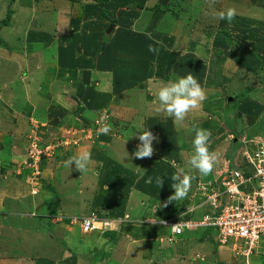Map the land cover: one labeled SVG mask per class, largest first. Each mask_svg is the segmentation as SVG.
<instances>
[{"label": "rangeland", "instance_id": "374dc122", "mask_svg": "<svg viewBox=\"0 0 264 264\" xmlns=\"http://www.w3.org/2000/svg\"><path fill=\"white\" fill-rule=\"evenodd\" d=\"M117 1L119 3L134 1V3L129 7L115 11L118 22L114 26L110 38H107L109 22L103 19L102 10L114 11L116 4L113 1L105 3L99 0H34V4L37 2L36 6L29 11L27 7H24L26 0H23L24 4L22 1L20 3L16 1L15 4L13 0H0V264H101V260L98 259V255L95 253L97 246L90 248L93 249L90 250L93 253H91V256L84 254L86 258H82V260L77 258L79 255L76 254V249H73L74 246L69 245L77 244L79 240L82 242L85 237L84 234L87 233L82 232L80 225L73 222V219L65 218L54 220L51 223L48 222V218H46L48 217L46 215L48 206L51 204L53 209L56 210L61 208L63 212L58 213L68 217L79 219L99 215L102 218L107 215L106 218H110L114 222L118 220V218H113L111 210L100 207L101 197L107 188L115 191L116 186H118L128 194L129 187L125 183L119 184V186L115 182L111 184L112 186L107 187V185L104 186V182L101 183V180L105 178H123L126 177V172L121 167H116L118 169L116 170L113 167L114 164L110 165L109 174L104 172L106 161L102 152H99L101 144L108 143L118 136L123 137V131L131 133L133 130L142 133L149 130L153 135H156L157 128H162L161 134L163 135L164 130H168L172 123L166 119L164 121H158L159 118L155 120L148 119L144 127H142L143 124L141 126L140 122L139 128L137 123L134 125L123 120L120 112L116 113L114 111L115 108L109 102L105 93L112 98L121 92L120 89L125 90L126 87L140 86L141 82L138 78L143 76L153 77L152 71L154 68H158L159 61L166 55V52L160 49L168 44L166 42L171 44V41L162 38L163 35L170 39L174 38V46L176 47L174 50L179 51L180 62L191 66V70L196 74H193V76L197 80L202 78L203 82L204 78L213 75V68L216 64L226 70L245 66L242 62L243 50L253 48L258 44V41H254V37L251 38L252 35L245 37L243 33H240L232 22L229 23L227 20H219L214 17V13L223 11L220 5L228 0H216L215 4L211 5L209 0ZM136 3L143 8H140ZM13 9L19 12L17 18L16 15L13 17V24L16 23L17 25L8 27L7 24L10 23ZM26 12L27 14H25ZM31 16H35V18L41 16V22L44 24L47 23L48 18L52 19V16L59 18L55 26L53 23L47 25L50 31L55 33L54 43L58 47L57 51H82V57L87 63L81 61L80 69L77 67L74 72L73 67H69V60L62 62L63 59L58 60L56 57L49 61L50 67L56 63L54 68L57 70L60 66V68L68 69L72 73L73 78H75L74 81L77 82H75V85L71 84L69 86L70 93H75L72 87L77 86L80 82L81 78L78 72L81 71V73H85L81 75L83 81L85 75L87 81H91L89 89L91 95L98 96L102 93L105 94L104 99H99L94 105L89 100V95H85V92L81 95L78 93L79 99L68 100L69 106L67 107H70V109L61 108L59 104L52 105L53 103L50 104L47 101L34 107L31 106L32 103L24 105L25 103H21L20 100H15L25 97V92L18 86L14 89L16 87L14 82L16 81L13 80L12 73L9 74V69L5 64L7 60L2 58L1 51L11 52L13 45H22ZM149 33L152 39H149ZM8 37H11L12 42ZM157 41L159 43H156ZM63 43L64 47H61ZM149 45H153L158 51L150 52ZM171 49H173V46ZM172 51H170V54ZM159 53L158 61L157 55ZM172 56L173 54L169 57L172 58ZM40 58L38 56L37 60L35 59L36 67H39ZM64 63L68 65L65 66ZM160 64L159 70L162 72L159 75L160 80L168 81L167 72H165L167 68H163L168 66V61L165 64L164 62ZM6 69H8V75ZM95 69L100 71L96 75H90L91 71ZM75 75L78 79L74 77ZM233 77L227 92L230 96V102L234 101L236 97H239L240 100L247 92H243V89L237 87V96L232 94L231 87L235 89L240 84L239 79H237L238 76L235 74ZM244 77L245 75H243ZM6 79H9V81ZM141 80H145L144 77ZM244 80L247 84L252 83L250 79L244 78ZM158 90L157 88L156 92ZM112 91L113 93H111ZM12 92L16 95L15 99L10 98ZM140 93L142 96H138V98L143 96L148 98L149 96L145 92L140 91ZM239 100L236 102H239ZM151 106L150 109H154L152 113L160 112L159 108H153L154 105ZM238 106L234 102L231 104L226 103L223 107L217 109L218 113L216 112V114L223 117L222 120L226 119V121L223 120L222 124L234 130L233 134L238 139L236 142H230L231 145L228 148L230 153L233 154L232 159H230L231 169L238 168L244 162L243 151L247 147H251L250 150L252 151L255 149L254 145H257L258 141L254 139L264 138V117L250 125L251 131L245 132L244 129H240L243 127L242 121H237L239 117L237 116ZM74 107L77 108L78 113H73L72 108ZM127 107L130 108L131 106ZM139 108L141 109V106ZM136 109H138L137 106ZM35 111H37L36 116L34 115ZM104 113L110 115L108 125L111 126V131L107 135L94 134L93 132H96L94 129L98 127L93 125V122ZM90 124L91 126H89ZM81 130H85L84 135L81 134ZM34 135L39 138L41 143L44 142V145L45 143L60 145L54 149L49 158L43 160V165L42 162L38 165L40 171L35 172V175H41V178L37 180L39 183L31 182V170H27L28 167L24 165V161L27 160V150L31 146V136ZM124 135L128 137L126 133ZM180 138L183 141L186 139L185 144H177L176 147L189 151V153H184V155L178 153L162 155L158 152L161 154V158H158L155 153L151 158H133L132 153L135 148L125 149L127 145L117 139L109 146L110 157L112 158L115 153L114 162L122 165L127 170V175L132 173L135 176L145 173L147 176L153 175L151 178L154 181L158 176L164 179L162 188H159L153 181L150 182L149 179L142 180V182L141 180L137 181L138 187H141L139 189L141 196H138V198H142V206L140 207V212L143 211L142 216L149 212L152 214L153 209L168 210L175 216L195 206L194 211L199 209L196 213L184 215L186 217L196 216L198 219H194V221H200L205 213L211 212L206 202L205 193L212 186L211 181L216 182L221 178L219 177L220 162L216 160L213 171L207 176H202L198 170L192 168L188 163L190 157L194 154L193 137H188L185 133ZM72 140L77 141V145L72 144ZM227 140L231 141L230 137ZM66 141H70L72 145H65ZM72 150L77 152V155L80 151V153L85 151L91 153V160L85 172L80 173L75 170V164L72 166L66 164V161L73 157ZM221 156L224 157L222 153ZM236 158H239V165L235 164ZM100 165H103V167ZM98 166L100 169L96 171L95 167ZM178 169H183L184 173L193 177L187 197L158 209L160 203L163 205L168 197L173 194L174 190L171 188V184L174 181L171 180V177ZM89 173H93L94 176ZM42 180L43 183H41ZM64 183H67V186H64ZM199 183L205 185L203 189ZM207 183L209 184L207 185ZM40 185L43 188H39ZM34 188L36 189L35 194H33ZM56 192L58 195H56ZM135 192L137 191L135 190ZM120 195L123 196L122 193ZM118 204L122 207V202ZM35 210L45 216L39 217L37 213V217H35ZM105 210L108 212L105 213ZM136 220L137 218H133L134 222ZM152 220L151 225L157 224L154 219ZM125 221L127 220L123 219V222ZM138 223L135 222L134 224L138 225ZM118 224L121 223L116 221L114 228L110 227L103 231H95L100 234L97 236L92 235L90 240L95 244L97 241L99 245L104 234L108 233L107 236L110 239L113 238L114 232L120 230ZM159 225L167 227L171 231L169 226ZM152 227L158 228L159 226ZM143 229L142 226L139 231L142 232ZM112 230L114 232H111ZM143 231L147 232L146 229ZM195 231L196 233H203L198 236L194 235V245L192 246L187 242L188 237L186 234L181 237L182 240L173 241V243L168 240L164 243L152 241L151 243H154L152 245L153 253L158 254L155 264L162 263V261H164L163 264H175L177 259L182 261L181 264H247L240 256L233 254L231 244L227 247H219L220 244L216 240L215 231L210 230L208 237L204 234V231H208L206 228L201 227ZM127 233L128 231L125 229L118 235L126 241L125 236ZM157 236V233L153 232L149 235L152 238ZM201 239H208L211 243L192 251ZM51 248H56L55 254L54 249L51 250ZM249 264H264V242L258 246Z\"/></svg>", "mask_w": 264, "mask_h": 264}, {"label": "crops", "instance_id": "0c3cea01", "mask_svg": "<svg viewBox=\"0 0 264 264\" xmlns=\"http://www.w3.org/2000/svg\"><path fill=\"white\" fill-rule=\"evenodd\" d=\"M16 4V1L24 4L23 0H13ZM37 3V2H36ZM36 3L34 4V0H26V5L24 7H27L30 11L32 7L36 6ZM4 6V4H2ZM223 11H227L229 8H233L236 10V16L233 19L232 23L235 24V26L238 28L240 33H243L245 37H249V35H252V37L255 38V42L258 41V44L255 47H250L245 50H243V64L245 66H239L238 68H232L230 69H223L220 67V65L216 64V66L213 68V75L207 76V78H204V82L198 78V82L200 83L201 87L205 91L206 94V100L202 102V106L197 109H193L189 111V113L186 115L185 119L182 122L174 123L173 118L168 117L164 112H153V108H159V102L158 99H156L157 95V88L164 86L169 81H175L180 77H184L185 75L191 74L193 75L194 72L191 70V66H187L185 63L180 62V56H178L179 51L174 50L176 47L174 46V38L172 39L168 38L167 36H162V38H166L167 40L171 41V44L169 42H166L168 44H165L162 46V49L164 52H166V55L164 58H162L159 61V55H157V59L160 63L165 64L166 61H168V66H164L163 68H167L165 72H167L168 81H162L160 80V74H162L161 70H159L156 66L154 68V72L152 71L153 77L143 76L144 73H142L143 77L138 78V80L141 82L140 86L138 87H126L125 90L120 89L121 92L114 95L112 98L106 94L107 99L109 102H111L112 106L115 108L114 111L116 113L119 111L120 114L123 116V120L132 123L135 125L137 123V127L140 128V122L141 126L144 127L146 121L149 120H155L158 119V121H164L166 119L167 121H170L171 127L168 130H164L163 135L161 134L162 128H157V131L155 132L158 139L153 142L154 146V153L158 155V158H161V154H176L184 155V153H189V151L183 150L180 147H176L177 144L182 145L185 144L186 139L183 141L180 136L187 133L188 137H195V131L193 129V125L198 126L199 128L206 129L211 132V137L208 141V147L210 152H214L217 154V161L220 162V172L219 177L227 170L231 169V160L232 155L229 151V146L231 145L230 142H236L238 141L237 136L233 134L232 129L229 127H226V125L222 124L226 119L222 120V116L220 114H216L217 109L220 107H223L226 103H236L238 104V112L237 121H242L243 127L240 129H244L245 132L251 131L250 125H253L254 123L258 122V120L262 117H264V0H228L227 2L223 3L222 5ZM5 7V6H4ZM121 9V8H120ZM145 9V7H144ZM36 10V9H35ZM119 10V9H118ZM27 14V12L25 13ZM16 18L19 15L18 10L13 9L12 17L10 18V23L7 24L9 27H13V25H17L16 23L13 24V17ZM52 15V14H51ZM38 17V16H37ZM35 18V16H31L28 22V29L25 32L24 35V41L22 42V45L11 47V52L3 50L1 51L3 54V57L5 60H7L6 66L8 69L7 71L12 73L13 80L16 82V87H20L22 91L25 92V97H22V99H15L16 95L12 92L10 95V98H14L15 100H20V102L25 103L24 105H27L26 103H32L34 107H37L38 105L42 104L43 102L47 101L50 102V104H59L61 105V108L66 107V109H70L69 101L68 100H77L79 99L78 93L89 95V100L92 101L94 105H96L97 101L99 99H104V95L100 93V95H91L90 84L91 81H87L86 75L83 77L85 78L84 81L82 79V74H85L84 72L80 73V82H78L77 86L72 87L75 93H70L69 86L71 84L75 85L74 81L75 78H73L72 73L65 68H54L55 64L50 67V62L54 58L57 57L58 60L63 59L62 62L68 61L69 67H73V72L75 68H79L81 66V61L87 63L85 59L82 57V51H75V52H65V51H57L58 47L55 45V33L53 31H50V28L47 27L48 24L53 23L55 26L59 20L56 16H52L51 18L47 19V23L44 24L41 22V16L38 18ZM15 18V19H16ZM64 18V17H63ZM66 18V17H65ZM104 19V18H103ZM105 20V19H104ZM118 22V20H117ZM117 24V23H116ZM116 26V25H115ZM49 29V30H48ZM196 32V30H195ZM112 33V32H111ZM107 38H110V36L106 35ZM21 37V36H20ZM8 39L12 42L11 37H8ZM17 40V39H16ZM181 41V40H180ZM2 46V45H1ZM173 46V49L171 47ZM230 46V45H229ZM61 47H64V43ZM231 47V46H230ZM193 48V47H192ZM233 48V46H232ZM224 49V48H222ZM173 50L170 54V51ZM221 53V51H220ZM172 58L169 57L172 55ZM40 58L39 67L35 66L36 58ZM155 56V55H154ZM221 56V55H219ZM241 56V55H240ZM169 57V60H168ZM48 58V60H46ZM102 58V57H99ZM36 59V60H35ZM56 59V60H57ZM248 59V61H246ZM221 60V58H219ZM57 62V61H56ZM61 62V63H62ZM187 62V61H186ZM188 63V62H187ZM215 65V63H213ZM65 66H67V63H64ZM226 66V65H225ZM237 66V65H236ZM235 66V67H236ZM230 68V67H229ZM43 69V71H42ZM99 69H95L91 71L90 75H96L97 72H99ZM237 75L239 79L240 84L236 86L235 89L231 87L232 94L237 96V87L243 89V92L247 91L239 100V97L234 98V101L230 102V96L227 94L229 85L231 84V79H233L234 75ZM8 75V73H7ZM196 75V74H194ZM243 75H245L244 78L250 79L252 82L251 84H247L246 81L243 78ZM158 78H155V77ZM76 77V75L74 76ZM10 79V77L8 76ZM165 78V77H164ZM243 78V80H241ZM9 79L7 81H9ZM78 79V77H76ZM74 82V83H72ZM159 84H156V83ZM44 86L42 87V85ZM262 84V85H261ZM42 87V89H41ZM141 89L140 91L145 92L149 94L148 98L145 96L138 98V96H142L140 91L137 90ZM9 90L11 91V88L9 87ZM153 90V91H152ZM111 91V90H110ZM89 93V94H88ZM113 93V91L111 92ZM103 96H102V95ZM91 95V96H90ZM93 96V97H92ZM145 97V98H144ZM12 99V100H14ZM93 99V100H92ZM239 100V102H236ZM127 106H131L134 108H129ZM136 106L138 109H136ZM141 106V109L139 108ZM127 107V108H126ZM73 113H78V110L76 107L72 108ZM34 112V111H33ZM36 112L34 115L36 116ZM113 113V111H111ZM218 113V112H217ZM120 115V116H121ZM225 118V117H224ZM216 121V122H215ZM218 124V125H217ZM236 124V123H235ZM218 126V127H217ZM163 127V126H162ZM218 130V131H217ZM131 131V130H130ZM139 131V130H138ZM144 132V131H143ZM126 133L128 137L124 135ZM219 133V134H217ZM140 133L134 132L133 130L131 133L129 131H123V137L118 136L114 139H111L108 143L101 144V147L99 148V152L104 155V160L106 161L104 172L109 174V168L111 164H114V168H119L126 172V178L127 181L120 182L121 180L114 178V179H107L101 180V183L104 182V186L107 185V187L115 182L117 185H121L122 183H125L129 187L128 194H126L125 190H122L118 186H116V190L112 191L107 188L103 192V196L101 198V208L111 210L113 213V218L123 219L126 216L129 217V220L125 222L124 224H119L118 229H120L117 232H114L113 230L111 232H114L113 238H109L108 233L104 234V236L101 238V241L99 242V245L93 243L90 239L92 235H99L100 233L95 232L91 234H84V238L82 242L80 240L74 244H71L69 246H74L73 249H76L75 252L77 255H79L77 258L82 260V258H86L87 254L91 256L93 253L90 252V248H93L97 246L95 249V253L98 255V259L101 260V264H155L157 262L158 254L153 253L152 245L154 243H151L152 241L164 243L166 240H168L170 243H173V241L182 240L181 237L186 234L188 237V243L194 245L193 237L198 236L202 233H196V231H189L186 230V232L183 235L179 236H173L171 234V231L167 227H163L159 225V221L163 219H175L178 217L184 218L186 220H194L198 219L195 217H186L189 213H196L199 209L193 206V208L188 209L186 212L180 214V215H173L171 211L166 210H152V214L147 213L144 216H142L143 211H141V200L142 198H138V196H141L139 189L141 187H138L139 180H148L152 176L148 177L145 173L143 175H135L131 173V175H127V170L120 165L118 162H114V154L112 155V158L110 157V151L109 146L112 144V142L117 139L121 141L122 143L126 144L127 148L133 147L136 149V145L139 143L138 135ZM161 134V136H160ZM246 135V134H245ZM230 137L231 141L227 140V138ZM125 138V139H124ZM192 139V140H193ZM258 142H264V138L262 139H254ZM251 148V147H250ZM124 149V150H125ZM81 151L83 149H80ZM80 151V152H81ZM115 151H117L115 149ZM79 152V154H80ZM98 152V156L100 157V153ZM161 154H159V153ZM169 153V154H168ZM221 153L223 154V158L221 156ZM73 156H77V152L72 150ZM157 159V158H156ZM238 159H235V164H238ZM178 161V160H177ZM160 162H162L160 160ZM164 163V162H163ZM245 163L239 165V167L244 166ZM103 167V165H100ZM116 168V170H118ZM170 168V167H169ZM100 168L95 167V170L98 171ZM92 176H94L93 173H89ZM97 175V172L95 173ZM94 178V177H93ZM98 180V179H97ZM135 180V181H134ZM220 180V178L218 179ZM138 181V182H137ZM151 181L155 183L153 178H151ZM210 183L215 184L216 182L211 181ZM64 186H67V183H64ZM153 184V183H152ZM202 186V183H199ZM209 183H207L208 185ZM211 184V185H212ZM97 185V183H96ZM119 185V186H120ZM206 185V186H207ZM135 190L137 192H135ZM125 192V193H124ZM120 193L123 194L120 195ZM125 194V195H124ZM140 194V195H139ZM56 195L58 193L56 192ZM105 195V196H104ZM148 196V195H146ZM56 201V200H55ZM122 202V207L118 206ZM53 203V202H52ZM49 204V202H47ZM118 204V205H117ZM57 205V201H56ZM119 207H121L119 209ZM53 209V206L49 204L48 206V213L47 216L50 215V213H58L63 212L61 208ZM39 215V217L45 216L41 215L43 213L36 212ZM108 212L105 210V213ZM45 214V213H44ZM186 214V215H184ZM206 214V213H205ZM204 214V215H205ZM135 216V217H134ZM110 217V216H108ZM142 217V219H141ZM186 217V218H185ZM133 218H137L135 221L138 223L139 221H142L141 223H138V225H135ZM156 222L157 224L151 225L150 223ZM149 222V223H146ZM121 226V228H119ZM144 227L143 230H147V232L143 231L140 232L139 228ZM152 226H159L158 228L152 227ZM127 230L128 233L126 234L125 238L126 241H124V238H120L118 235L122 232V230ZM136 229V230H135ZM138 229V230H137ZM152 230V231H151ZM139 231V232H138ZM208 231H204V234L208 237ZM157 233V237H149L151 233ZM149 233V234H148ZM210 233V232H209ZM185 236V237H186ZM210 238V237H209ZM171 240V241H170ZM109 241H111L109 243ZM207 243H211L208 241V239H201V241L193 247L192 251L197 250L200 248V246L205 247L208 246ZM102 248V249H101ZM54 249V254L56 252V248H51V250ZM101 251V253H100ZM144 251V253H143ZM92 253V254H91ZM212 253V252H211ZM86 256H85V255ZM143 256V258H142ZM152 258V259H151ZM204 261V260H203ZM162 263H156V264H163ZM182 261L180 259H177L175 264H181ZM98 264V263H97Z\"/></svg>", "mask_w": 264, "mask_h": 264}, {"label": "built area", "instance_id": "2783aa9c", "mask_svg": "<svg viewBox=\"0 0 264 264\" xmlns=\"http://www.w3.org/2000/svg\"><path fill=\"white\" fill-rule=\"evenodd\" d=\"M104 115H107L108 119L103 123L108 124L110 115L104 113L95 119L93 125L99 128L101 125L97 124V120H100ZM97 129L94 134H97ZM81 131V134L84 135L85 130ZM31 138V146L27 150V160L24 161V165L28 169L39 172L38 165L42 156H51L52 151L60 145L42 147L36 135ZM71 142L77 145V141L72 140ZM71 142L66 141L64 144L69 146ZM254 146L253 151L250 150V147L243 151L244 166L227 169L221 175L220 180L212 184L209 191L205 193L206 202L211 209L210 213H206L200 221L186 220L181 217L163 219L166 224L162 225L171 228L172 225L179 223L182 226L179 232H174L171 228L173 236L183 235L186 230L195 231L201 227L213 230L216 240L220 244L219 247H227L231 244L233 254L240 256L249 264L258 246L264 242V142H258ZM33 192V194L36 193L35 188ZM70 219L79 224L84 233H93L110 227L114 228L116 221L122 224L127 222L129 217L123 218L127 220L125 222L123 219L114 222L110 218H100L99 215L79 219L71 217ZM86 220L89 221L88 224H85Z\"/></svg>", "mask_w": 264, "mask_h": 264}, {"label": "clouds", "instance_id": "9594fccd", "mask_svg": "<svg viewBox=\"0 0 264 264\" xmlns=\"http://www.w3.org/2000/svg\"><path fill=\"white\" fill-rule=\"evenodd\" d=\"M215 2L216 0H209L210 5L215 4ZM236 14L235 9L229 8L226 12L219 11L214 13V17L219 20H227L231 23ZM148 37L149 39H152L150 33L148 34ZM156 43L159 42L157 41ZM149 51L157 52L158 49H156L153 45H149ZM206 98L205 91L197 79L191 74L180 77L175 81H169L167 84L160 87L157 92L159 110L164 112L168 117L173 118L174 123L182 122L189 111L200 108L202 106V102L206 100ZM85 115H87V113H85ZM107 119V115H104L100 120H97V124L101 125L97 129V135H107L111 131V126L107 123H103V121ZM193 129L195 131V137L192 141L194 154L190 157L188 163L192 168L198 170L202 176H207L213 171L214 164L217 160V154L210 152L208 147V141L212 134L210 131L199 128L196 125H193ZM157 139L158 138L149 130L140 133L138 135L139 143L136 145V149L132 153V157L136 159L151 158L154 154L153 142ZM90 160L91 153L85 151L77 156L71 157L68 161H66V164L68 166L75 164V170L83 173L86 171ZM192 179L193 177L184 173L183 169H178V171L171 177V180L174 181V183L171 184V188L174 192L168 197L167 201L163 205L160 203L158 209L161 207H167L168 204L174 201L186 198L191 187ZM149 181L151 182V178H149ZM155 183L159 188H162L164 185V179L158 176L155 178ZM53 217L54 215L51 216V218ZM65 218L70 219L71 217L58 214L52 219V221ZM159 222L161 224H166V221L164 220H160ZM88 223L89 221L86 220L85 224ZM181 227L182 226L179 223L171 226L174 232H179Z\"/></svg>", "mask_w": 264, "mask_h": 264}, {"label": "trees", "instance_id": "16d2710c", "mask_svg": "<svg viewBox=\"0 0 264 264\" xmlns=\"http://www.w3.org/2000/svg\"><path fill=\"white\" fill-rule=\"evenodd\" d=\"M100 2H105V3H109V2H111V1H113V2H115V4H116V6H115V8L116 9H114V11H109L108 9H103L102 10V16H103V18L105 19V20H107L108 22H109V26H108V29H107V35L108 36H110L111 35V32L113 31V28H114V26L116 25V23H117V17H116V13H115V11L116 10H118V9H120V8H125V7H129L130 5H132L133 3H134V1H129V2H124V3H119L117 0H99ZM140 8L142 7L140 4H138V3H136ZM143 8V7H142ZM94 122H95V120H94ZM94 122H93V124H94ZM89 126H91V124L89 125ZM93 129V128H92ZM95 131H96V129H94ZM93 133H95V132H93ZM41 145H42V147H46L47 145H53V144H49V143H45V145H44V142H42L41 143V141L39 142ZM73 144V143H72ZM71 144V145H72ZM55 145V144H54ZM70 146V145H69ZM54 151V150H53ZM52 151V152H53ZM50 156H42V159H41V161H40V163L43 165V160L44 159H46V158H49ZM45 162V161H44ZM39 163V164H40ZM41 165V166H42ZM27 170H31V174H30V180H31V182H35V183H39V182H37V180L38 179H40L41 178V175H35V170L34 169H27ZM33 171V172H32ZM39 171H40V169H39ZM117 179H119V180H121L120 182H123V181H127L128 179L126 178V177H123V178H117ZM30 182V183H31ZM41 183H43V180H42V182ZM112 186V185H111ZM39 188H43V186L42 185H40L39 186ZM102 198V197H101ZM58 214H60V213H50V215L48 216V217H46V218H48V222H52V219L54 218V217H56ZM54 215V217L53 218H51V216H53ZM106 217H107V215H105ZM124 224V223H123Z\"/></svg>", "mask_w": 264, "mask_h": 264}]
</instances>
